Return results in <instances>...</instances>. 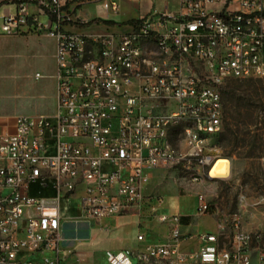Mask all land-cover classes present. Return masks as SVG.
<instances>
[{"label": "built area", "instance_id": "2783aa9c", "mask_svg": "<svg viewBox=\"0 0 264 264\" xmlns=\"http://www.w3.org/2000/svg\"><path fill=\"white\" fill-rule=\"evenodd\" d=\"M89 3L94 18L80 13ZM167 7L120 22L108 16L118 0H0V36L56 40L54 112L0 127V264H83L67 221L119 217L136 218L137 245L105 250L107 264H264V228L232 213L186 230L192 216L164 210L153 184L177 176L190 191L230 175L231 162L228 176L210 175L222 88L264 79V0ZM194 198L193 216H219L210 195Z\"/></svg>", "mask_w": 264, "mask_h": 264}, {"label": "rangeland", "instance_id": "374dc122", "mask_svg": "<svg viewBox=\"0 0 264 264\" xmlns=\"http://www.w3.org/2000/svg\"><path fill=\"white\" fill-rule=\"evenodd\" d=\"M118 1L121 5L119 15L109 12L108 16L120 22L137 18L148 10L161 11L164 3L169 10L177 4V0ZM80 13L94 18L95 3L82 6ZM54 45L53 38L33 32L18 37L0 36V117L54 112V80L51 77L55 66ZM37 73L42 77L36 79ZM222 104L223 130L218 135L217 150L220 157L230 160V175L205 186L191 187L190 191L180 187L177 176L176 183L173 176L161 180L158 175L153 180L154 192L164 200V210L192 216L187 218L193 225L192 232L212 231L216 218L232 213H238L246 227L264 228V175L260 163L264 157V79L227 80L222 88ZM240 106L250 107L255 112L249 124H240L234 119ZM254 136L256 141L252 139ZM197 189L210 195L220 211L219 216H193L196 200L192 191ZM240 196L245 198L244 203L240 202ZM137 231L136 218L123 217L91 224L67 221L63 235L70 239L68 245L82 256L83 264H107L104 251L135 247ZM154 239L149 233L148 240Z\"/></svg>", "mask_w": 264, "mask_h": 264}, {"label": "trees", "instance_id": "16d2710c", "mask_svg": "<svg viewBox=\"0 0 264 264\" xmlns=\"http://www.w3.org/2000/svg\"><path fill=\"white\" fill-rule=\"evenodd\" d=\"M108 23L111 21H107ZM244 109V110H242ZM255 118V112L250 108V107H238V109L235 111V116L234 119L240 123V124H249L250 122L253 121V119ZM253 141H256V137L254 136ZM212 144L219 146L220 144L218 143V135L214 137V141L212 142ZM44 195H49L48 192H43Z\"/></svg>", "mask_w": 264, "mask_h": 264}, {"label": "crops", "instance_id": "0c3cea01", "mask_svg": "<svg viewBox=\"0 0 264 264\" xmlns=\"http://www.w3.org/2000/svg\"><path fill=\"white\" fill-rule=\"evenodd\" d=\"M21 36V35H20ZM42 36H45L46 37V35H42ZM18 37V36H17ZM49 37H51V36H49ZM51 38H53V37H51ZM54 39V42H55V45H54V51H53V59H54V63H55V57H54V54H55V49H56V40H55V38H53ZM55 66H56V63H55ZM55 66H54V72H55ZM54 72L51 74V77H52V79L54 80V78H53V74H54ZM39 75H40V73H38ZM42 77V75H40V77L39 78H41ZM37 79V78H36ZM54 94H53V100H54V105H55V80H54ZM17 115H20V114H17ZM32 115H37V114H32ZM14 116H16V115H13V116H11V115H8V116H3V117H0V127L3 125V124H5L6 122H10L11 120H12V118L14 117ZM195 191V190H194ZM194 191H192L193 192V196H194ZM119 218H123V217H119ZM118 219V218H117ZM184 223L187 225L186 227H185V229L186 230H190V231H192L191 230V227L193 226L192 225V223L191 222H188L187 221V218H184ZM155 224H152V225H150V227L152 228V229H155ZM248 228H251V227H248ZM138 232H139V230L137 231V234H138ZM136 234V235H137ZM135 241H136V239H135ZM137 243V242H136Z\"/></svg>", "mask_w": 264, "mask_h": 264}, {"label": "bare ground", "instance_id": "6f19581e", "mask_svg": "<svg viewBox=\"0 0 264 264\" xmlns=\"http://www.w3.org/2000/svg\"><path fill=\"white\" fill-rule=\"evenodd\" d=\"M229 159L225 157H219L214 162L211 170L210 175L213 177H226L229 173Z\"/></svg>", "mask_w": 264, "mask_h": 264}]
</instances>
